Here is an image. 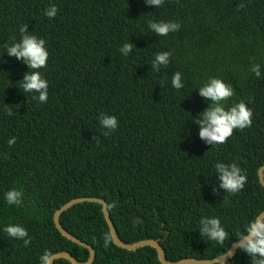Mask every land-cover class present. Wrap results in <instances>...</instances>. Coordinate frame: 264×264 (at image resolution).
I'll use <instances>...</instances> for the list:
<instances>
[{"label": "trees", "instance_id": "obj_1", "mask_svg": "<svg viewBox=\"0 0 264 264\" xmlns=\"http://www.w3.org/2000/svg\"><path fill=\"white\" fill-rule=\"evenodd\" d=\"M53 3L58 12L49 19L43 13ZM149 20H173L180 28L157 36ZM23 25L46 41L47 65L39 71L49 82L48 99L40 103L23 93L27 66L5 51L0 264H41L45 252L65 250L88 260L89 250L64 236L54 215L74 198L95 196L107 200L127 243L159 240L173 261L225 254L264 211V75L250 70L259 64L264 73V0H165L158 8L144 0H0V51L20 38ZM128 40L134 47L125 57L118 48ZM166 50L170 63L155 72L152 60ZM175 72L184 81L179 90L171 85ZM211 76L233 86L227 105L244 101L253 113L251 127L234 129L213 146L191 120L208 107L196 89ZM102 114L118 119L108 135L99 124ZM13 136L16 143L9 145ZM219 161L235 162L246 173L239 192L218 187ZM12 187L23 192L21 205L4 200ZM202 216H218L229 237L219 243L201 236ZM60 221L96 249L93 264H163L152 246L116 245L98 202L77 203ZM10 223L27 229L28 246L3 231ZM56 263L72 264L65 258ZM227 264H252V257L238 249Z\"/></svg>", "mask_w": 264, "mask_h": 264}, {"label": "clouds", "instance_id": "obj_2", "mask_svg": "<svg viewBox=\"0 0 264 264\" xmlns=\"http://www.w3.org/2000/svg\"><path fill=\"white\" fill-rule=\"evenodd\" d=\"M164 2L165 0H144L145 4L155 8L162 6ZM57 12L58 8L53 3L45 9L43 14L52 19L57 15ZM148 28L157 36H167L170 32H177L180 24L173 20H149ZM19 32L21 35L18 40L14 38L12 43H5L3 50L0 51V62H3L5 51L7 56L15 57L16 60L23 62L28 70L20 80L22 82L19 85L20 89L24 94L33 93V99L44 103L48 99L49 82L39 69L47 65L49 52L45 46L46 41L29 31L27 25L21 26ZM133 47L134 44L128 40L118 48V51L127 57L132 53ZM171 55L169 50L157 52L151 62V68L155 72H159L161 67H166L170 63ZM250 70L257 78L264 75L259 64L251 65ZM171 85L177 90L183 88L184 81L181 72H175L172 75ZM196 90L207 102L208 107L198 112L191 120L198 125V136L206 144L211 146L223 144L233 134L234 129L243 130L252 126V109L244 101L227 105L228 98L234 95V89L223 78L211 76ZM9 115H11L10 110ZM98 119L101 128L106 130L104 135H108L118 127V119L114 115L102 114ZM7 143L14 145L16 137H10ZM215 177L219 181L218 187L223 189L224 193L230 194L239 192L247 182L246 173L235 162H217L215 164ZM4 200L8 205H21L23 192L12 187L5 192ZM197 229L200 235L206 236L209 241L223 243L229 237V233L226 232L218 216H202ZM3 231L13 239L22 240L25 246L30 244L28 231L20 224H6ZM237 235L239 236L237 247L252 257V264H264V217L257 216L249 222L244 232ZM40 260L41 264H49L48 253L42 254Z\"/></svg>", "mask_w": 264, "mask_h": 264}, {"label": "water", "instance_id": "obj_3", "mask_svg": "<svg viewBox=\"0 0 264 264\" xmlns=\"http://www.w3.org/2000/svg\"><path fill=\"white\" fill-rule=\"evenodd\" d=\"M259 176H260V181L264 186V165H262L259 169ZM87 201L88 202H98V203L102 204L105 218L108 222V225L110 227V232H111V235L113 237V241L115 242L116 245H118L121 248L128 249V250H137L140 247L152 246V247L156 248V250L158 252L159 260L163 264H215V263L225 262V261H228L229 259L233 258L239 249L237 247L239 240H237L232 244L231 248L225 254H222L216 258L210 259V258L189 257V258L181 259L178 261H173V260H170L167 258L165 248L163 247V245L160 243L159 240L143 239V240H139V241H136L133 243H127V242L123 241L120 238L118 230H117V228H116V226L112 220L111 212H110L109 205H108V202L106 199H104L102 197H96V196L95 197H77V198H74V199L68 201L63 206H61L56 211V213L54 215V220H55L56 227L59 229V231L64 236H66L67 238H69L72 241H74V242L84 246L85 248H87L89 250L90 256H89L88 260L80 261L70 251H66V250L65 251H59V252L52 254L49 257V264H57L56 260L59 258L68 259L72 264H93V262L95 261L96 249L91 244L85 242L84 240L78 238L76 235H74L73 233L68 231L62 225V223L60 221V217H61L63 212H65L66 210H68L69 208H71L73 205H75L77 203L87 202ZM259 217H264V211L259 215ZM135 221H136V224H138L142 221V218L138 217V218H136Z\"/></svg>", "mask_w": 264, "mask_h": 264}]
</instances>
